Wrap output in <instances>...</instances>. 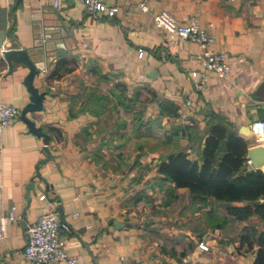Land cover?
<instances>
[{"label":"crops","instance_id":"1","mask_svg":"<svg viewBox=\"0 0 264 264\" xmlns=\"http://www.w3.org/2000/svg\"><path fill=\"white\" fill-rule=\"evenodd\" d=\"M141 1L106 0L115 8L108 18L90 15L77 0H0L6 19L0 103L22 111L30 96L23 85L28 69L8 65L4 50L34 55L42 33L49 30L54 41L63 40L66 46L34 79V87L48 94L43 110L26 115L49 135L48 153L42 138L31 134L19 118L0 136V216L14 208L19 217L0 240V264H28L22 256L25 228L50 211L59 217V208L69 226L63 234L66 250L79 264H252L256 249L238 242L247 223L209 228V208L192 205L185 190L158 188L156 165L160 155L174 148L195 159L204 140L205 117L211 113L251 139L240 130L264 119V0H145L148 13L139 11ZM159 11L169 12L180 24L194 21L212 36L211 49L228 57L229 73H208L204 91L195 92L189 73L201 70L196 58L200 48L157 29L152 15ZM63 57L74 60V70L63 74L62 69L59 78L53 77ZM91 66L107 83L88 71ZM114 83L123 84L128 97L139 91L135 106L142 120L158 118L159 105L172 103L177 116L159 118L155 134L163 141L171 128H188L184 136H177L175 146L140 154L130 129L117 139L115 129L103 126L100 116L80 111L84 97L96 89L107 99L103 111L106 107L115 112L110 92ZM100 85L108 86L105 94L99 92ZM125 121L130 128L131 121ZM126 138L127 144L116 149ZM105 143L111 146H101ZM217 211L221 216V208ZM248 224L264 229L256 217ZM200 243L208 250H201Z\"/></svg>","mask_w":264,"mask_h":264},{"label":"trees","instance_id":"2","mask_svg":"<svg viewBox=\"0 0 264 264\" xmlns=\"http://www.w3.org/2000/svg\"><path fill=\"white\" fill-rule=\"evenodd\" d=\"M73 61L63 57L56 64L53 77L59 78L58 72L62 69L63 74L71 73L74 70ZM88 71L98 75V81L107 83V78L100 75L96 67L91 66ZM110 92L115 100V108L122 107L124 116L131 118L133 122L128 128L125 120L120 121L116 126V137L121 140L127 136L130 129L131 136L137 139L133 147L140 154L157 152L163 146H175L177 136H184V131L188 129L171 128L164 140L160 141L155 134L160 128L159 118L177 116V108L172 103L163 102L159 105L158 118L142 120L141 113H135L134 117L130 114L139 102V91L128 97L127 88L121 83H114ZM97 93V90L93 89L84 97L80 107L82 113L93 116L103 113L107 99ZM205 125L202 147L197 148L195 159L186 151L175 148L159 156L156 165L158 188L167 192H170L171 188L185 190L192 205L209 208L205 214V222L211 229H222L229 223H247L238 234L239 245L247 249L255 248L252 264H264V229L258 230L255 225L248 224L253 217L264 222V174L258 170H247L246 153L248 148L256 143L253 139L238 135L233 125L218 114L206 115ZM127 142L126 138L116 144L115 148H121ZM101 146L111 145L105 143ZM137 165L136 162L135 166ZM217 208H221V216Z\"/></svg>","mask_w":264,"mask_h":264},{"label":"built area","instance_id":"3","mask_svg":"<svg viewBox=\"0 0 264 264\" xmlns=\"http://www.w3.org/2000/svg\"><path fill=\"white\" fill-rule=\"evenodd\" d=\"M82 8L92 16L106 15L113 17L115 8L107 4L106 0H77ZM58 3H54L56 8ZM142 13L150 11L148 2L143 0L138 3ZM152 21L157 29L177 37L181 41L197 44L200 48L196 58L200 63L199 72L189 73L195 92L204 91L207 84V74L214 73L218 77H225L229 73L228 57L219 52H214L211 46L214 39L194 21L180 24L167 11H159L152 15ZM142 50H138V57ZM45 72V70L43 71ZM190 105V103H188ZM20 110L0 103V136L20 116ZM251 134L256 145H264V119L252 121ZM42 200V198H40ZM76 216V215H74ZM19 219L15 209L11 208L6 215L0 216V240L6 237L7 225ZM69 232V226L60 222L56 211H50L38 217L27 227L26 243L22 256L28 264H79L76 257L69 255L66 250V241L63 234ZM199 248L207 251L208 247L200 243Z\"/></svg>","mask_w":264,"mask_h":264},{"label":"water","instance_id":"4","mask_svg":"<svg viewBox=\"0 0 264 264\" xmlns=\"http://www.w3.org/2000/svg\"><path fill=\"white\" fill-rule=\"evenodd\" d=\"M59 32L66 29H57ZM52 30L44 31L42 33V41L39 46L33 49L34 55L24 50H4L3 55L8 65L17 64L24 65L28 69V74L23 80V85L29 93V103L20 112L19 119L27 126L28 131L36 137L42 138L44 144V151L48 153L47 145L49 144V135L42 131L40 127H36L35 123L26 117L29 113L41 112L43 110V101L48 95L45 91L39 92L34 87V79L43 72L46 66H49L51 61L56 56H61L66 50L64 41H54L51 36ZM6 36V19L0 11V48L3 46V42ZM63 39V38H62ZM51 96V95H50ZM240 133L244 137H251V126L244 127L240 130ZM247 158V170H258L264 174V145H254L248 148L246 153ZM49 157H47V160ZM32 183L27 187L26 198L29 200V191L32 189ZM264 204V200L262 201ZM59 220L63 222V213L59 208ZM116 225V224H115ZM27 227L25 228V231Z\"/></svg>","mask_w":264,"mask_h":264},{"label":"rangeland","instance_id":"5","mask_svg":"<svg viewBox=\"0 0 264 264\" xmlns=\"http://www.w3.org/2000/svg\"><path fill=\"white\" fill-rule=\"evenodd\" d=\"M107 87L108 86H106V85H102V86L100 85L99 92L105 94L107 91ZM105 105H107V104H105ZM138 112L140 113L139 106H135L131 110V113H130L131 117H134L135 113H138ZM100 119L103 120V124H104L103 126L110 127V129H112V130L114 128L115 131H116V126L120 123V121H123L125 119L131 120V118L124 116L123 111L121 110V108L119 106L116 107L115 112L112 110V108H110V109L107 108V110H106V107H105L103 113L100 114ZM113 122L116 126L113 124ZM132 123L133 122L131 120V125H132ZM107 127L105 128L106 130H107ZM106 132H103V134L101 135V138L106 136ZM251 139L254 140L253 136H251ZM117 152H118V150L112 151L113 155H116ZM113 155L108 154V155H105V157H108V161L112 163L113 162V159H112Z\"/></svg>","mask_w":264,"mask_h":264}]
</instances>
